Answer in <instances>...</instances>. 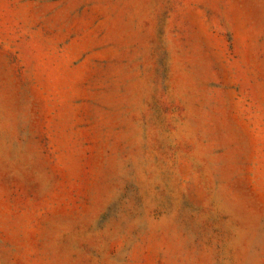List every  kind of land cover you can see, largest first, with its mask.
Instances as JSON below:
<instances>
[{"label":"rangeland","instance_id":"obj_1","mask_svg":"<svg viewBox=\"0 0 264 264\" xmlns=\"http://www.w3.org/2000/svg\"><path fill=\"white\" fill-rule=\"evenodd\" d=\"M0 264H264V0H0Z\"/></svg>","mask_w":264,"mask_h":264}]
</instances>
